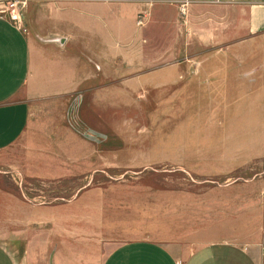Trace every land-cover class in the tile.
<instances>
[{"label": "crops", "instance_id": "0c3cea01", "mask_svg": "<svg viewBox=\"0 0 264 264\" xmlns=\"http://www.w3.org/2000/svg\"><path fill=\"white\" fill-rule=\"evenodd\" d=\"M30 1L20 25L0 3V154L34 133L49 138L35 123L40 109L113 84L144 90L154 75L156 88L169 89L176 129L183 109L193 116V128H183L187 140L198 124L190 106L197 108L201 125L192 137L200 147L171 149L170 162L210 185L200 195L206 240L123 238L112 229L118 220L89 192L67 207L73 212H25L22 226L20 213L11 214L15 225L0 228V264H264V0ZM149 6L157 22L156 10L174 11L173 28L179 14L186 36V50L171 41L169 68L151 74L150 28L138 21ZM55 38L64 44L47 42Z\"/></svg>", "mask_w": 264, "mask_h": 264}, {"label": "rangeland", "instance_id": "374dc122", "mask_svg": "<svg viewBox=\"0 0 264 264\" xmlns=\"http://www.w3.org/2000/svg\"><path fill=\"white\" fill-rule=\"evenodd\" d=\"M32 3L24 10L25 15ZM154 8L149 6L138 16L142 27L150 28L147 74L169 68L171 41L178 40L179 51L186 50L182 17L178 14V27L173 28L176 13L156 10L161 21L157 22L152 19ZM154 77H145L144 90H139L138 84H113L106 90L80 93L59 100L58 106L40 109V119L35 123L50 130L49 138L34 133L31 142L27 139L0 154V228L15 225L10 220L15 212L20 213L19 226L25 223V212L41 215L44 210L39 209L59 206L73 212L67 207L92 192L105 211L108 209L109 220H118L112 229L123 238L164 242L185 239L195 246L205 241L200 227V195L210 185L201 175L170 162L171 149L200 147V141L192 137L201 125L197 108L187 109L189 116L196 115L198 123L187 140L183 128H193V116L187 118L183 109L176 129V113L170 114L169 89L156 88ZM162 79L168 80V75ZM29 146L32 149L26 152ZM35 149L50 152L38 154ZM75 151L79 154L73 157ZM34 229L33 239L40 234L41 226ZM213 238L211 235L209 240Z\"/></svg>", "mask_w": 264, "mask_h": 264}, {"label": "built area", "instance_id": "2783aa9c", "mask_svg": "<svg viewBox=\"0 0 264 264\" xmlns=\"http://www.w3.org/2000/svg\"><path fill=\"white\" fill-rule=\"evenodd\" d=\"M29 0H0V3L6 7V13L9 14L10 19L20 25L23 23L22 12L26 9ZM186 5L181 7L182 14H185ZM140 23V22H139Z\"/></svg>", "mask_w": 264, "mask_h": 264}, {"label": "water", "instance_id": "95a60500", "mask_svg": "<svg viewBox=\"0 0 264 264\" xmlns=\"http://www.w3.org/2000/svg\"><path fill=\"white\" fill-rule=\"evenodd\" d=\"M47 42H56V43L64 44V40L59 39V38L49 39Z\"/></svg>", "mask_w": 264, "mask_h": 264}]
</instances>
